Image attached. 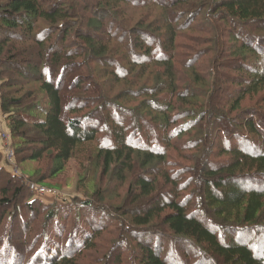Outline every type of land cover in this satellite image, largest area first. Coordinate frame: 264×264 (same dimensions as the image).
<instances>
[{"label":"trees","instance_id":"obj_1","mask_svg":"<svg viewBox=\"0 0 264 264\" xmlns=\"http://www.w3.org/2000/svg\"><path fill=\"white\" fill-rule=\"evenodd\" d=\"M0 115V264H264V0H0Z\"/></svg>","mask_w":264,"mask_h":264},{"label":"rangeland","instance_id":"obj_2","mask_svg":"<svg viewBox=\"0 0 264 264\" xmlns=\"http://www.w3.org/2000/svg\"><path fill=\"white\" fill-rule=\"evenodd\" d=\"M0 123H1V128L3 129V131H5L7 134H9L8 124H7L6 120L1 115H0ZM0 151L2 153H4V156H5V148L2 147V145L0 146ZM4 159L5 160H4L3 164L8 171L14 172L15 170L16 171L18 170L19 167H17V165H15L13 162H10V163L7 162L6 156L4 157ZM43 166H45V165L40 164V163H36V164L25 166L24 170L32 171L33 169L41 168ZM87 169H88V167H87V163L85 161H83L80 158H74L73 160L70 161L69 165L66 167V170L61 175H59L57 177L58 178L57 181L62 184V188L58 191L52 189L54 192L56 191L55 194H40V192L38 190H36L35 187H41V186H36V185H34V186L31 185L33 188L32 191L35 192L36 197L38 199H42V200L46 201L47 203H55V201H57V199L59 197H62L65 199L68 197H75L76 194L82 195L85 193L86 190H85L83 184L80 183V178L85 174V171ZM19 170H20V168H19ZM94 172H93V174H94ZM26 174L28 175L30 173L27 172ZM23 179L27 180L26 177ZM97 185H98V182L96 181V186ZM112 188L113 187H111V189ZM71 212L73 213L74 210ZM62 215H63V218L66 217V215H64V213H62ZM51 225L53 228L56 227L55 223H52ZM57 229H58V227H57ZM109 235H113V234H109ZM94 253L96 255L99 254V252H97V251H95ZM84 263H88V262H84Z\"/></svg>","mask_w":264,"mask_h":264},{"label":"built area","instance_id":"obj_3","mask_svg":"<svg viewBox=\"0 0 264 264\" xmlns=\"http://www.w3.org/2000/svg\"><path fill=\"white\" fill-rule=\"evenodd\" d=\"M2 140H3V143L5 144V147L7 148L6 150L7 158L10 160L13 157V150L9 144V136L5 133H2ZM35 188L36 190L40 192V194H55L53 190L46 188V187H35Z\"/></svg>","mask_w":264,"mask_h":264},{"label":"bare ground","instance_id":"obj_4","mask_svg":"<svg viewBox=\"0 0 264 264\" xmlns=\"http://www.w3.org/2000/svg\"><path fill=\"white\" fill-rule=\"evenodd\" d=\"M170 108V107H169ZM264 178V177H263ZM263 180V179H262ZM89 200V199H88ZM92 205V204H91Z\"/></svg>","mask_w":264,"mask_h":264}]
</instances>
